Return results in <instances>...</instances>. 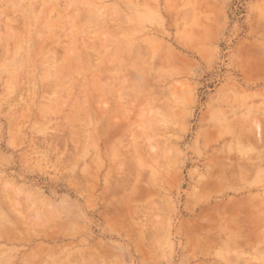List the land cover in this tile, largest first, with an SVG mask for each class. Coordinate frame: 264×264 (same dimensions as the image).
<instances>
[{"label":"rangeland","instance_id":"rangeland-1","mask_svg":"<svg viewBox=\"0 0 264 264\" xmlns=\"http://www.w3.org/2000/svg\"><path fill=\"white\" fill-rule=\"evenodd\" d=\"M0 264H264V0H0Z\"/></svg>","mask_w":264,"mask_h":264},{"label":"bare ground","instance_id":"bare-ground-1","mask_svg":"<svg viewBox=\"0 0 264 264\" xmlns=\"http://www.w3.org/2000/svg\"><path fill=\"white\" fill-rule=\"evenodd\" d=\"M237 221V220H236ZM208 239V238H207ZM211 241V240H210ZM213 242V241H212Z\"/></svg>","mask_w":264,"mask_h":264}]
</instances>
